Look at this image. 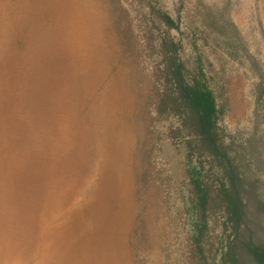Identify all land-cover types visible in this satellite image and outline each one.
I'll use <instances>...</instances> for the list:
<instances>
[{
	"label": "rangeland",
	"instance_id": "rangeland-1",
	"mask_svg": "<svg viewBox=\"0 0 264 264\" xmlns=\"http://www.w3.org/2000/svg\"><path fill=\"white\" fill-rule=\"evenodd\" d=\"M185 3L236 28L206 51L228 101L224 127L254 142L264 183V0ZM137 13L133 0H0V134L14 147L3 170L15 178L19 213L28 207L35 222L18 257L40 253L45 225L48 264H189L175 190L182 156L170 144L172 120L157 113ZM23 220H14L17 237Z\"/></svg>",
	"mask_w": 264,
	"mask_h": 264
},
{
	"label": "trees",
	"instance_id": "trees-1",
	"mask_svg": "<svg viewBox=\"0 0 264 264\" xmlns=\"http://www.w3.org/2000/svg\"><path fill=\"white\" fill-rule=\"evenodd\" d=\"M133 3L141 16L138 39L154 59L157 113L172 120L170 144L182 156L175 190L189 264H264L262 161L252 140L226 131L228 101L213 84L206 51L222 49V38L230 37L229 27L236 33L235 26L209 6L187 13L185 0L173 7L165 0ZM256 100L264 117V81Z\"/></svg>",
	"mask_w": 264,
	"mask_h": 264
},
{
	"label": "bare ground",
	"instance_id": "bare-ground-1",
	"mask_svg": "<svg viewBox=\"0 0 264 264\" xmlns=\"http://www.w3.org/2000/svg\"><path fill=\"white\" fill-rule=\"evenodd\" d=\"M8 136H6V132H1L0 134V264H29V262L33 259V255L35 258H40L41 264H48V246H47V226L41 229L40 233V242L41 246H38V250H40L39 254H32L30 251L28 255L23 257H18L17 253H24L19 251L18 248V239H27V244L30 245L33 242L32 233H33V224L35 223L34 216L31 214L28 207L21 208L24 210L19 213V205L20 201H18L19 195L16 194V197L12 194L13 190L8 187L10 183L15 179L10 176L9 172L3 170L4 162L7 161L5 155V148L9 150H13L14 147H11L9 141L6 140ZM4 152V154H3ZM18 189V188H17ZM20 191V189H18ZM29 191H21L20 194H27ZM17 193V191H16ZM17 198V201H16ZM20 198L25 200L27 197L21 195ZM23 203V202H22ZM60 215V210L55 211V217ZM19 219L23 220V227L25 231L19 234L17 237V232H12V228L14 229L16 226L14 225L16 220L18 222ZM14 225V226H12ZM31 234V235H30ZM17 241V244H16ZM17 245V246H16ZM43 251V252H41ZM23 255V254H22Z\"/></svg>",
	"mask_w": 264,
	"mask_h": 264
}]
</instances>
